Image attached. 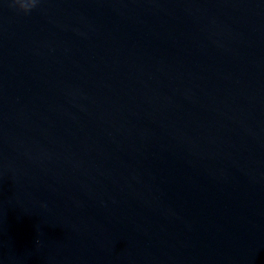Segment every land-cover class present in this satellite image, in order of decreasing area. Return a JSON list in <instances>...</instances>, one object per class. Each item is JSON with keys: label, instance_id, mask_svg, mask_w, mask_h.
Instances as JSON below:
<instances>
[{"label": "water", "instance_id": "95a60500", "mask_svg": "<svg viewBox=\"0 0 264 264\" xmlns=\"http://www.w3.org/2000/svg\"><path fill=\"white\" fill-rule=\"evenodd\" d=\"M0 264H264V0H0Z\"/></svg>", "mask_w": 264, "mask_h": 264}, {"label": "clouds", "instance_id": "9594fccd", "mask_svg": "<svg viewBox=\"0 0 264 264\" xmlns=\"http://www.w3.org/2000/svg\"><path fill=\"white\" fill-rule=\"evenodd\" d=\"M17 3L25 10H29L39 3V0H17Z\"/></svg>", "mask_w": 264, "mask_h": 264}]
</instances>
